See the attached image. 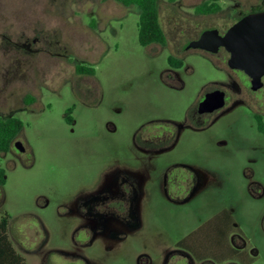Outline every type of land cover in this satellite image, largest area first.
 Masks as SVG:
<instances>
[{"label": "flooded vegetation", "instance_id": "obj_1", "mask_svg": "<svg viewBox=\"0 0 264 264\" xmlns=\"http://www.w3.org/2000/svg\"><path fill=\"white\" fill-rule=\"evenodd\" d=\"M152 2L0 0V21L9 20L11 26L12 21L21 20L28 26L26 20H37L30 31L34 34L22 30L19 41L3 33L0 52L7 60L4 65L0 60V73L4 69L0 79L12 78L13 67L21 64L28 69L38 64L43 74L27 76L20 108L0 109V125L18 127L8 151L0 157H6L14 146L16 155L29 162L35 159L26 136L29 118H36L42 130L57 120L74 137L77 130L88 129L91 135L100 134L108 149L103 159L89 163L88 173L74 188H65L54 202L59 238L49 251L50 234L40 218L44 236L34 248L42 256L40 264H248V251L258 253L248 243V194L264 199V73L258 78L257 71L247 73L231 66L232 52L225 45L214 51L194 43L206 30L226 35L245 16L263 12L264 0H198L194 18L205 20L207 27L185 32L167 31L161 17L165 2L155 0L165 34L162 42L140 38L141 17ZM205 4L218 7L200 11ZM76 5H83L96 24L103 23L107 14L117 19L138 16V51L144 72L128 80V96L110 93L105 78L95 76L92 64L97 62V45L107 44V39L99 38L98 28L84 23L85 31H80L81 36L70 35L75 40L69 45L60 33L67 30L49 24L59 14L65 19L71 15L70 21L79 18L72 9ZM34 7L39 11H32ZM8 31L12 32L11 27ZM152 32L145 31V38ZM109 36L117 37L118 32ZM252 48L249 44L248 67L260 63L264 67V52L254 60ZM13 52L17 54L15 66ZM205 58L222 77H202L197 65ZM64 62L73 66L69 75H57L64 71L46 75L53 68L64 69ZM66 97L65 109L53 108L55 101ZM121 129L127 134L124 151L118 150L119 140L114 139ZM18 142L23 150L18 149ZM234 180L244 181V232L237 230L230 195ZM42 197L41 207L52 205V197ZM159 207L182 213L185 227L182 233L166 231L162 238L166 246L157 258L150 251L157 239L152 230L155 218L148 236H141L146 210L155 212Z\"/></svg>", "mask_w": 264, "mask_h": 264}, {"label": "rangeland", "instance_id": "obj_2", "mask_svg": "<svg viewBox=\"0 0 264 264\" xmlns=\"http://www.w3.org/2000/svg\"><path fill=\"white\" fill-rule=\"evenodd\" d=\"M164 2L161 6V17L168 32H185L197 26L199 29L207 27L205 20L194 18L195 6L198 4V0H176L173 3L164 0ZM72 9L79 18H72L70 21L69 17L71 15H69L68 21L59 14L56 15L53 21L54 24L51 22L49 24L51 27H62L67 30V32L60 33L63 42L69 45L72 42L74 43L75 40V37L72 39L70 35L81 36L80 31H85L84 23H87V26L93 29L98 28L99 38L102 36L105 40L107 39V44L98 43L97 45L99 49L97 62L92 64L96 68L95 76L102 80L105 78V83L110 86V93L117 94L120 97L128 96L131 93L128 80L144 72L141 54L138 51L141 46L138 38V16L130 14L125 18L117 19L107 14L103 23L96 24L95 22L91 23L93 17L84 12L85 7L83 5H76ZM32 11L38 12L39 10L34 7ZM64 19L69 23L67 24ZM26 22L28 26L21 20H14L10 26L9 20H1L0 45L4 43V32L11 34L13 40H18L22 30L25 29H27L26 34H34L30 31H32L37 20L30 19ZM10 27L12 32L8 31ZM111 32H118V36L110 37ZM76 44L79 45L80 43L76 42ZM15 56L17 54L13 52V66L16 64ZM0 60L3 65L7 60L3 52H0ZM66 63L64 62V69H60L59 66L53 68L46 75L53 76L56 71H64L62 74H57L58 76L69 75L73 66ZM197 67L206 80L223 76L222 72L208 58L200 60ZM3 72L4 69H2L0 75ZM12 72V78L9 77L6 81L0 79V109L10 108V106L16 108L21 105L22 101L20 100H22L26 89L25 79L27 76L33 78L43 75L42 67L39 68L38 64L32 69H28L25 65L22 67L21 64V67H13ZM112 83L114 85H111ZM67 103L68 98L66 97L63 101H55L53 108L61 111L65 109ZM26 123L30 124V127L26 130V136L34 150L35 159L29 162L25 156L16 155L14 146H12L6 157H0V169H3L6 173L4 185L0 184V216L4 212L10 215L9 236L17 250L25 257V264H40L42 256L35 254L36 251H34V248L38 243L40 244L44 236L40 218L43 219L50 234V244L46 247V251H49L53 248L54 240L57 237L55 232L58 226L56 223L58 218L53 206L54 202L56 203L59 194L65 188H74L82 177H85L88 173L89 163L99 161L100 158L103 159L104 153L108 149L100 134L91 135L88 129L77 130V136L74 137L69 135L68 132L65 133L57 120H53L45 130L37 128L36 118H29ZM55 134L58 135L54 137ZM114 139L119 140L118 150L124 151L127 139L124 130L121 129ZM208 153L209 149L206 147L205 154ZM242 183H244L242 180L232 181L230 183V195L234 199L233 207L235 208L237 230L244 232L246 202L245 187ZM43 195L52 197V205L46 208L41 207V204L45 202ZM167 209L169 208L159 207L153 212V209L148 208L145 212V230L142 232L141 238L148 236L149 228L152 229L150 227L152 218H155L152 230L157 239L150 251L157 258L166 246L165 240L162 239L167 233L166 231L171 232L172 229H175L182 233L185 227L184 215ZM263 217L264 199L248 194V243L249 247L256 248L258 251L257 254L252 249L248 251V264H264ZM64 238L69 239L68 231H66ZM30 249L33 251H26ZM53 255L54 253L51 254L50 260L53 259Z\"/></svg>", "mask_w": 264, "mask_h": 264}, {"label": "water", "instance_id": "obj_3", "mask_svg": "<svg viewBox=\"0 0 264 264\" xmlns=\"http://www.w3.org/2000/svg\"><path fill=\"white\" fill-rule=\"evenodd\" d=\"M194 44L214 51L220 45H225L232 52L229 60L231 66L242 68L247 73L257 71L259 78L264 73V67L261 63L252 68L248 67V45L253 46L254 60L264 52V11L245 16L235 23L224 36H221L217 30H206ZM16 145L18 149L23 150L20 142Z\"/></svg>", "mask_w": 264, "mask_h": 264}, {"label": "trees", "instance_id": "obj_4", "mask_svg": "<svg viewBox=\"0 0 264 264\" xmlns=\"http://www.w3.org/2000/svg\"><path fill=\"white\" fill-rule=\"evenodd\" d=\"M155 0L152 4L144 9L140 21V38L162 42L165 40V34L159 20ZM216 5H202L200 11H212L217 9ZM154 31L152 36L145 38V31ZM18 127L13 124L3 123L0 125V153L8 151L12 138L15 136ZM6 173L0 169V182L5 183ZM10 215L4 212L0 216V264H25V257L17 250L9 236Z\"/></svg>", "mask_w": 264, "mask_h": 264}]
</instances>
